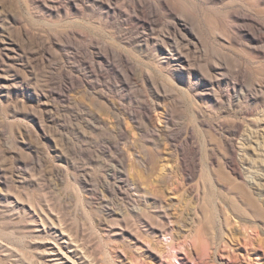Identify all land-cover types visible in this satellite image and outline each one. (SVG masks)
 I'll list each match as a JSON object with an SVG mask.
<instances>
[{"label": "rangeland", "instance_id": "1", "mask_svg": "<svg viewBox=\"0 0 264 264\" xmlns=\"http://www.w3.org/2000/svg\"><path fill=\"white\" fill-rule=\"evenodd\" d=\"M0 264H264V0H0Z\"/></svg>", "mask_w": 264, "mask_h": 264}, {"label": "bare ground", "instance_id": "2", "mask_svg": "<svg viewBox=\"0 0 264 264\" xmlns=\"http://www.w3.org/2000/svg\"><path fill=\"white\" fill-rule=\"evenodd\" d=\"M227 175V174H225ZM229 178V176H226ZM230 190L232 192H240L242 196H244V205L245 207H247L248 209H253V208H256L258 206L257 205V201L255 200V198L253 197L252 193L250 191H248L247 189L245 190L244 187L240 186L237 182H235L234 180H230ZM231 203H234L235 205H237V202L235 200H233V202ZM234 205V206H235ZM236 207V206H235ZM237 208V207H236ZM238 208H240L238 206ZM236 210H239V209H236ZM245 213V212H244ZM65 238V237H64ZM63 239V237L61 238ZM68 240V239H67ZM67 247V246H66ZM58 249V248H57ZM68 262V261H67Z\"/></svg>", "mask_w": 264, "mask_h": 264}]
</instances>
